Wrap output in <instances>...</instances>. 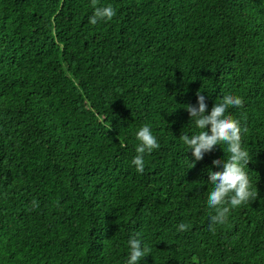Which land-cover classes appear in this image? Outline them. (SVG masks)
<instances>
[{"label":"trees","instance_id":"obj_1","mask_svg":"<svg viewBox=\"0 0 264 264\" xmlns=\"http://www.w3.org/2000/svg\"><path fill=\"white\" fill-rule=\"evenodd\" d=\"M198 92L242 97L258 192L214 228L227 146L191 162ZM132 236L141 264H264V0H0V264H125Z\"/></svg>","mask_w":264,"mask_h":264},{"label":"clouds","instance_id":"obj_2","mask_svg":"<svg viewBox=\"0 0 264 264\" xmlns=\"http://www.w3.org/2000/svg\"><path fill=\"white\" fill-rule=\"evenodd\" d=\"M115 15L116 11L111 5L95 7L89 22L95 25L100 21H110ZM207 99L203 93L198 92L196 104L186 105L185 109L190 116L189 124L199 131L191 135H183L182 141L187 146L188 152H191L193 157L191 162L194 164L202 160L207 153L212 152L216 146L222 149V146H227L226 159L213 161V164L221 170L215 171L209 168L206 173L208 179L205 182L211 186L206 195V202L213 213L209 218V226L214 228L228 221L231 210L255 200L258 192L248 172L252 154L242 139L247 128L229 111L231 108L243 106L242 97L227 94L219 103L214 104L210 112ZM136 139L138 144L132 164L138 173H143L145 155L159 149L160 144L153 130L147 125L136 132ZM185 228V224L179 225V230L183 231ZM127 246L129 252L125 264H141L144 258L151 254L150 249L139 236L130 237Z\"/></svg>","mask_w":264,"mask_h":264}]
</instances>
